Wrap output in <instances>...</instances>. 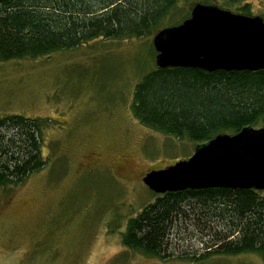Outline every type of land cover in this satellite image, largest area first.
I'll return each mask as SVG.
<instances>
[{"label":"rangeland","instance_id":"1","mask_svg":"<svg viewBox=\"0 0 264 264\" xmlns=\"http://www.w3.org/2000/svg\"><path fill=\"white\" fill-rule=\"evenodd\" d=\"M194 4L178 3L174 20ZM244 4L247 16L264 21V0H210L238 14ZM155 33L0 62V117L43 118L47 160L21 185L0 188V264H264L254 252L214 254V232L182 220L168 258L121 243L127 221L158 197L143 184L145 174L189 158L198 145L132 115L135 85L156 69Z\"/></svg>","mask_w":264,"mask_h":264},{"label":"trees","instance_id":"2","mask_svg":"<svg viewBox=\"0 0 264 264\" xmlns=\"http://www.w3.org/2000/svg\"><path fill=\"white\" fill-rule=\"evenodd\" d=\"M180 2L210 5V0H0V62L71 50L95 38H145L189 17L190 12L174 20ZM238 11L248 15L249 7ZM131 111L144 126L203 144L264 122V70L156 68L135 85ZM44 123L43 118L0 117V188L17 187L45 167ZM180 220L214 232V254L254 252L264 262V199L253 190L158 195L127 221L121 243L168 258V239ZM209 252L191 259L202 260Z\"/></svg>","mask_w":264,"mask_h":264},{"label":"water","instance_id":"3","mask_svg":"<svg viewBox=\"0 0 264 264\" xmlns=\"http://www.w3.org/2000/svg\"><path fill=\"white\" fill-rule=\"evenodd\" d=\"M158 69L187 68L205 73L264 70V21L196 3L179 25L152 38ZM154 194L206 190H264V128L218 134L184 160L142 178Z\"/></svg>","mask_w":264,"mask_h":264}]
</instances>
